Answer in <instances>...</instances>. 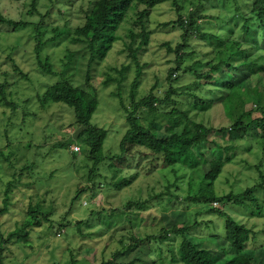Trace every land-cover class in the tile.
<instances>
[{"label":"rangeland","instance_id":"374dc122","mask_svg":"<svg viewBox=\"0 0 264 264\" xmlns=\"http://www.w3.org/2000/svg\"><path fill=\"white\" fill-rule=\"evenodd\" d=\"M248 1L251 0H209L202 3L201 8H206L207 18L198 19L201 24L200 32L196 34L198 37L189 38L190 47L184 50L191 53L183 63L186 70L173 76H179V80L174 83L175 87H189L184 90L189 93L180 91L175 96L181 101V107L185 105L184 108L187 109V104L194 102L191 92H199L200 88L189 84L196 79L194 72L204 68L199 59L209 60L214 56L209 53L212 50L210 44H215L211 42H216L211 37L212 33H225L223 25L233 17L239 18L237 7L242 4L241 10H247ZM31 2L32 0H0L3 17L27 22V25L15 29L2 21L0 16V81H9L5 89L8 98L16 103L13 110L0 100V241L7 239L2 252L4 264H183L172 260L170 250L173 247L177 251L182 234H172L169 238H164V243H160L162 239L159 236L163 235V229H171L175 225L190 226L188 235L196 241L198 247L222 248L226 240L218 236L225 237L226 217L211 211L208 202H196L189 198L198 194L221 196L231 191L239 194L247 187L262 182L258 167L264 172V150L257 139H237L235 152L232 150L236 153L233 162L226 163L221 174L214 180L210 173H216L217 167L213 165L214 161L209 162L210 157H207L209 163L194 171L188 167L163 168L159 165L155 172L147 173L146 167L139 165L136 169L140 171L139 176L130 186L123 184L126 179L124 175L130 177V173L136 172L132 168L137 161L133 162L131 168L124 167V173L117 172L111 186L103 182L97 183V179L89 180L87 171L90 165H86L83 160L85 127L72 126V113L65 106H43L38 93H42L59 77L44 72L39 66L38 57L43 62L50 57L54 71L62 73L73 84L94 89L92 91L97 94L99 104L92 123L109 130L104 144L105 151L109 154L119 152L120 142L128 125L125 109L116 92L121 91L124 102L131 105L137 64L131 57L128 58L125 53H118L115 49V53L106 60L110 64L126 63L131 67L121 84L116 81L105 84L108 74L116 78L121 76L116 71L106 72L108 69L104 66V61L89 67L90 53L86 44L73 42L66 37L49 41V38L55 36L53 27L71 28L82 23L92 0H37L36 8ZM192 2L195 0H178V5L166 2L151 13L147 23V30L150 31L148 43L138 54L143 72L137 85V100L152 90L156 95L163 96L168 89V70L176 53L170 52L164 43L170 41L175 47L182 38L183 30L172 24L164 26V23L177 19L180 14L188 19V12L195 8ZM49 10L51 12L48 14ZM128 26L130 23L126 22L119 30L126 41L129 40ZM38 33L44 42L40 46ZM124 46L120 42L117 49L121 51ZM69 50L75 51V59L73 64L65 65ZM15 64L29 74L30 78L19 74ZM211 87L214 86L202 88L212 95ZM211 97L208 99L214 101L211 109L202 112L192 110L188 113L189 116L208 127L230 126L232 116L220 97ZM142 114L150 117V120L155 116L152 115L153 112ZM258 115L260 114L255 112L253 116ZM160 117L162 116L156 115V118ZM159 120L154 121L159 134H169L165 118L161 122ZM184 120L185 117L179 121L177 131L185 130ZM226 138L221 134H214L212 137L223 146L228 145ZM77 145L80 146L79 152L74 148ZM204 150L209 152L208 149ZM78 159L79 162L74 163ZM113 168L115 171H123V168ZM94 184L97 190L95 195L91 190ZM260 189L257 188L255 196L262 205L264 188L259 191ZM161 193L163 197H155ZM75 196L78 197L74 200ZM142 198L152 199V208L134 212L131 215V225L127 224L123 229L121 225L130 216H127L129 209L123 208V205L127 200ZM85 201L88 202L87 205ZM38 202L43 206L42 212H51L50 217L39 214V224L26 225L32 219L28 213L29 208ZM211 204L234 216L239 222L248 223L249 227L264 229V208L257 207L253 201L234 204L215 200ZM117 206L122 208L118 213L108 210L118 208ZM101 207L105 209L96 210ZM24 227L28 228L26 235L22 232ZM17 229L20 235L10 238L9 234ZM134 233L144 240L138 247L128 251L124 247L134 243ZM156 235L157 239H146ZM260 246L264 247V234L260 235L257 243L252 241L249 248ZM217 254L215 264H225L229 255H223L222 251Z\"/></svg>","mask_w":264,"mask_h":264},{"label":"trees","instance_id":"16d2710c","mask_svg":"<svg viewBox=\"0 0 264 264\" xmlns=\"http://www.w3.org/2000/svg\"><path fill=\"white\" fill-rule=\"evenodd\" d=\"M66 1V0H61ZM70 1V0H68ZM209 0H195L192 2L195 8L188 12V19L183 15L170 22L164 23V26L172 24L176 28L183 30L182 38L175 47L169 41L164 43L170 52L176 53V58L172 60V66L168 70L169 87L163 96L156 95L152 90L150 93L136 99L137 85L140 82V77L143 72L139 62V51L144 49L143 46L148 43L150 31L147 30V23L153 10L166 2H172L178 5V0H92L90 8L86 11L85 19L82 23L74 27H53L55 36L49 38V41L60 40L62 37L71 38L73 42L79 44H86L89 56V67L99 61H104V66L107 71L119 72L120 78H116L108 74V78L104 82L109 83L116 81L119 84L123 82L126 73L131 65L123 64H110L109 57L115 53H125L128 58H132L133 62L137 64V74L133 82L131 105H127L121 96V91L116 92L120 97L121 105L126 112L127 129L121 139L119 152L111 153L105 151V140L108 136V129L92 123V117L97 110L99 99L94 89H88L79 85L73 84L62 73L54 71L51 58L47 57L43 62L39 58V66L48 74L57 75L59 78L49 84L42 93H38L39 100L43 106H58L67 108L72 113V126H84L85 138L82 145L85 150L86 165H90L87 171L89 180H96V182H103L111 186L114 178L121 172H125L124 167H133V162L137 164L132 170L138 169L139 165H143L147 169V173H152L154 170L162 165L163 168L171 166L173 168L188 167L192 171L199 170L202 165L214 161V166L217 167V172L210 173L212 180L221 174L226 163L233 162L235 154V145L237 139H249L247 137H254L257 139L260 146L264 150V0H251L248 1L247 10H241V5L237 7V13L240 17H233L228 20L223 26L225 33L216 32L212 33L211 37L216 42L212 41L210 46L213 57L209 60L199 59L204 68L200 71H195L196 79L190 86L200 88L199 92L192 91L194 102L188 103L181 107V101L175 97L181 93H189L184 91L187 86L175 87L174 83L179 80V76L173 78L174 74L183 68L185 57L190 52L184 51L186 47H190L189 38L197 36L200 32L201 24L198 19L207 18L205 14L206 8H201L202 3ZM222 2L223 0H216ZM67 3V2H66ZM31 5L36 8L37 0H32ZM31 11V10H30ZM241 11V12H240ZM51 10L47 13L49 14ZM2 21L18 29L20 26L27 25L24 20H17L5 18L2 16ZM236 19V21H232ZM129 22L128 26V41L119 33L120 28ZM40 29V28H39ZM42 34L41 31H38ZM40 33H38V44L43 45ZM198 37V36H197ZM140 39V40H138ZM139 41V42H138ZM124 44V48L118 50L119 43ZM138 42V43H137ZM135 45V46H134ZM127 50L125 51L124 49ZM38 50V49H37ZM67 62L65 65H71L75 59V51L69 50L66 54ZM106 60V61H105ZM18 72L21 75L29 76L26 74L19 65L15 64ZM9 81L4 83L0 81V100L3 105L11 106L15 110L16 103L8 98L5 86ZM213 85L210 88L212 95L204 92L202 87ZM202 86V87H201ZM214 99L219 98L227 108L231 117L232 124L230 126L215 128L208 127L202 122L197 121L195 118L189 116L190 111H207L212 108ZM211 97V98H212ZM235 97V98H234ZM236 104L238 106L233 105ZM170 107L166 109V107ZM143 112H140V111ZM153 112L155 116L150 120V117H145L142 113ZM255 112L260 115L253 116ZM156 115L162 116L156 118ZM185 117V125L183 131H177L176 127L179 121ZM166 120V125L169 134L160 135L157 128L154 126V121L160 119ZM149 120V121H148ZM214 134H221L225 136L228 145L223 146L217 140L212 139ZM258 138H261L260 140ZM78 146V145H77ZM208 149L209 152H205ZM233 150V152H232ZM79 152L80 150H75ZM2 152V151H1ZM226 155V156H224ZM223 156L226 158L224 159ZM210 157L211 160L209 161ZM76 159V158H75ZM209 161V162H208ZM79 162V159L74 163ZM143 163V164H141ZM201 163V165H200ZM261 161V167L262 165ZM260 166V164H258ZM123 168V171H115V168ZM259 168L261 180L258 184L247 187L243 192L235 194L231 191L227 194L218 196L196 195L190 196V200L196 202H208L210 210L218 212L226 217V242L222 248H206L198 247L196 241L188 235L190 226H173L171 229L164 228L163 235L159 236L164 243L165 239L170 235L182 234V240L178 244L177 251L170 247L172 252V260L174 262H182L183 264H215L217 263V253L223 252V255H229L225 264H264V247L250 249L249 245L257 243L261 234H264V229H254L249 227L248 223L239 222L234 216L225 212L222 209L214 207L212 201L231 202L234 204H245L248 201H253L257 207H263L259 199L255 196L257 188H264V172ZM113 169V171H112ZM155 172V171H154ZM140 171L136 170L134 173L124 175L123 184L130 186L135 178L139 176ZM97 182V183H98ZM95 185V184H94ZM120 186V185H119ZM96 185L91 187L93 195L96 194ZM214 193V192H213ZM163 193L155 197L162 196ZM78 196H75L74 200ZM151 200L149 198L131 199L127 200L123 208L129 209L127 212V222L122 224L123 229L126 225H131V215L137 210L147 209L151 207ZM115 207V206H114ZM106 208L112 212L118 213L122 208ZM105 208H97V211L104 210ZM43 206L41 202L29 208V215L32 219L28 220L26 225L39 224V214H44L47 218L50 217L51 212H42ZM264 212V210H262ZM133 222V221H132ZM20 231L14 230L9 234V237L20 235ZM22 232L24 235L28 234V228L24 227ZM132 238H136L133 244H128L125 249L131 251L138 247V244L144 239L136 237L134 233ZM158 236H148L146 239L152 240ZM165 238V239H164ZM7 239L0 241V264L3 261V248ZM122 253V252H121Z\"/></svg>","mask_w":264,"mask_h":264},{"label":"built area","instance_id":"2783aa9c","mask_svg":"<svg viewBox=\"0 0 264 264\" xmlns=\"http://www.w3.org/2000/svg\"><path fill=\"white\" fill-rule=\"evenodd\" d=\"M74 148H75L76 150H80V146H75ZM87 203H88V202L85 201V205H87Z\"/></svg>","mask_w":264,"mask_h":264}]
</instances>
